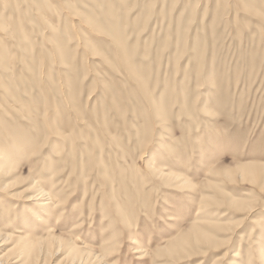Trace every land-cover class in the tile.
Instances as JSON below:
<instances>
[{"label": "rangeland", "instance_id": "374dc122", "mask_svg": "<svg viewBox=\"0 0 264 264\" xmlns=\"http://www.w3.org/2000/svg\"><path fill=\"white\" fill-rule=\"evenodd\" d=\"M0 260L264 264V0H0Z\"/></svg>", "mask_w": 264, "mask_h": 264}, {"label": "bare ground", "instance_id": "6f19581e", "mask_svg": "<svg viewBox=\"0 0 264 264\" xmlns=\"http://www.w3.org/2000/svg\"><path fill=\"white\" fill-rule=\"evenodd\" d=\"M188 182V180L187 179H183L182 180V184L183 183H187ZM44 197V196H43ZM47 200V199H46ZM203 208L202 207H200V209H198V211L196 212V214L195 215H197V216H200L202 213H203ZM205 210V209H204ZM203 237L205 238V239H207L208 238V236L207 235H205V234H203ZM6 238V237H5ZM4 240V239H3ZM188 240L187 239H185L184 238V240L181 242V243H175V244H173V245H171L170 247H168V251L172 254V253H176V252H178L180 249H181V247L183 246V244L185 243V242H187ZM47 243V242H46ZM52 243V242H51ZM45 244V241L44 240H40V241H38V242H36L34 245H32V247L30 246H28V252H30V253H34V251L36 252V250L38 251V252H41L42 251V249H43V245ZM36 246H37V248H36ZM51 245H49V243H48V247H50ZM144 247H138L137 249H136V254H142V253H147L146 251H144L145 249H143ZM29 261V260H28ZM28 263V262H27ZM0 264H2V260H0ZM232 264H235V263H232Z\"/></svg>", "mask_w": 264, "mask_h": 264}]
</instances>
